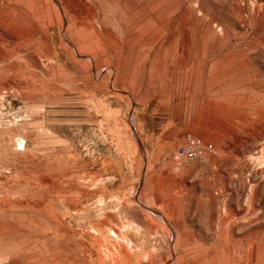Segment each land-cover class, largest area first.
I'll use <instances>...</instances> for the list:
<instances>
[{"label": "rangeland", "instance_id": "obj_1", "mask_svg": "<svg viewBox=\"0 0 264 264\" xmlns=\"http://www.w3.org/2000/svg\"><path fill=\"white\" fill-rule=\"evenodd\" d=\"M0 47V264H264V0H0Z\"/></svg>", "mask_w": 264, "mask_h": 264}, {"label": "built area", "instance_id": "obj_2", "mask_svg": "<svg viewBox=\"0 0 264 264\" xmlns=\"http://www.w3.org/2000/svg\"><path fill=\"white\" fill-rule=\"evenodd\" d=\"M213 150L212 144L204 143L193 136H187L185 143L175 152L174 159L184 165L194 161L204 162Z\"/></svg>", "mask_w": 264, "mask_h": 264}, {"label": "bare ground", "instance_id": "obj_3", "mask_svg": "<svg viewBox=\"0 0 264 264\" xmlns=\"http://www.w3.org/2000/svg\"><path fill=\"white\" fill-rule=\"evenodd\" d=\"M140 19H141V18H140ZM4 38H5V37H4ZM4 43H5V42H4ZM6 45H7V44H6ZM13 45H14V44H13ZM19 46H22V45H19ZM1 47H2V43H1ZM1 47H0V48H1ZM5 47H7V46H5ZM2 48H3V47H2ZM8 52H9V51H8ZM13 57H14V56H13ZM9 58H10V57H9ZM6 69H7V68H6ZM15 69H16V68H15ZM4 70H5V69H4ZM13 70H14V69H13ZM21 70H22V69H21ZM11 71H12V70H11ZM1 72H2V71H1ZM10 74H11V73H10ZM10 74H9V75H10ZM12 74H13V73H12ZM28 77H29V76H28ZM6 89H7V88H6ZM3 200H4V199H3ZM0 203H1V202H0ZM9 203H10V202H9ZM9 203H8V204H9ZM5 204H6V203H5ZM8 204H7V205H8ZM7 205H4V206L6 207ZM0 206H1V205H0ZM9 206H10V205H9ZM7 208H8V207H7ZM43 208H44V207H43ZM111 225H112V224H111ZM0 231H1V230H0ZM104 248H105V247H104ZM120 259H121V258H120ZM108 260H109V259H108Z\"/></svg>", "mask_w": 264, "mask_h": 264}]
</instances>
